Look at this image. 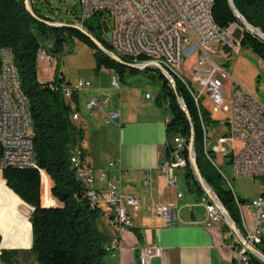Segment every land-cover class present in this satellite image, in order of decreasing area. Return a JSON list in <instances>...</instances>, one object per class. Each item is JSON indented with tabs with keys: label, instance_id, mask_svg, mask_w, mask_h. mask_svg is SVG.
<instances>
[{
	"label": "built area",
	"instance_id": "1",
	"mask_svg": "<svg viewBox=\"0 0 264 264\" xmlns=\"http://www.w3.org/2000/svg\"><path fill=\"white\" fill-rule=\"evenodd\" d=\"M213 3V0H79L80 21L100 15V24L109 34V43L114 54L131 59L134 65L157 64L169 86L175 80L183 85L197 110L203 132L204 155L231 191L239 208L241 229L237 230L240 239L256 249L257 245L264 244V189L248 203L247 209L252 213L247 221L241 213L242 205L232 192L230 180L222 167L230 170V175L234 178L264 179V99L249 93L237 83L220 62L240 54L241 41H236L233 34L238 30L243 32V29L234 23L225 29L219 28L212 18ZM35 58L37 64L44 67L45 82H52L56 58L40 47ZM10 70H13V62L9 50L0 49V173L8 167H35L30 119L24 117V106L19 93L14 92ZM117 84V80L113 79L112 85L117 87ZM90 87L89 81L82 80L74 85H60L66 100L72 92H80ZM228 88H231L229 98ZM7 95H14V102H7ZM149 98L146 94L145 99ZM205 100L212 104L211 112L203 108ZM100 104L106 105L107 100L98 102L92 99L87 107L89 110H101ZM205 113L210 119L213 113L225 117L223 126L227 133L216 136L218 146L213 149H210L211 137L203 122ZM117 118V113L110 114L106 122ZM77 119L78 114L74 112L71 121L74 123ZM219 127L217 124V133L221 130ZM225 143L231 145V150L222 148ZM236 143L240 145L237 153L234 152ZM185 148L188 151L183 138H173L169 154L161 160L159 170L167 173L170 169H186L187 161L183 154ZM70 163L85 189V197L90 206L110 214L108 224L118 233L131 228L132 223L125 206L137 210L139 200L122 195L119 187L103 170L87 166L82 149H74ZM112 166L110 163L109 167ZM47 179L42 172L41 202L43 207L49 208L55 206V202L50 195L51 188L49 189ZM167 183L174 186L175 181ZM143 185L149 186V180L143 182ZM212 196L213 200L205 195L198 201L204 208L203 224L206 227L219 224L227 226L215 205L219 200L215 194ZM177 198L181 199L182 194H177ZM155 213L168 227L177 221L178 209L174 207L156 206ZM231 234L233 235L232 232ZM117 248L118 238H112L108 249L111 251ZM232 248L235 264H250L251 253L234 235ZM160 255L161 249L157 246L138 248L140 264H149Z\"/></svg>",
	"mask_w": 264,
	"mask_h": 264
},
{
	"label": "trees",
	"instance_id": "2",
	"mask_svg": "<svg viewBox=\"0 0 264 264\" xmlns=\"http://www.w3.org/2000/svg\"><path fill=\"white\" fill-rule=\"evenodd\" d=\"M29 1L36 18L27 12L24 0H0V49L10 50L13 68L19 79V89L27 101L33 133L35 167L4 168L0 179L5 187L16 196L13 201L16 216H23L27 206L32 209L28 217L32 233L31 249L28 252L33 256L36 264H104L105 257L110 250L108 249L109 243H106V239L96 225L102 212L90 206L85 197V189L70 163L74 149H82L83 133L71 121V115L77 111L78 95L77 92H72L68 100L64 98L60 88L64 82L57 68H55L52 82L40 81L35 53L40 47L58 59L57 55L62 53L67 43L78 40L95 50L97 71L102 68L111 70L116 74L117 79L122 80L126 73L132 74L136 69L128 68L110 59L80 31L72 27L50 26L48 23H63V21L43 14L32 0ZM213 1L212 18L219 28L225 29L233 23L241 27L227 0ZM232 1L248 24L264 34V0ZM100 20L101 16L97 14L89 20H84L80 25L105 49L112 52L109 34L101 26ZM66 24L72 23L66 22ZM241 47L249 49L264 61V42L248 31L243 30L242 32ZM120 58L125 63H133L131 59ZM140 60L145 61L146 59ZM155 71L160 81L155 104L159 108L165 106L169 113L165 128V156H168L170 143L177 136L183 138L188 146L192 130L196 162L201 177L227 210L237 228L241 229L240 211L233 195L204 155L203 132L192 98L177 80H175L176 92H173L167 80L158 70ZM177 97L183 100L191 122L187 120L180 108ZM210 120L207 113L203 114L204 124ZM183 154L187 161L184 176L188 191L194 194L199 201L205 197V194L193 175L188 161L187 148L183 150ZM210 154L213 156L211 152ZM42 172L51 183L50 195L55 202L53 207H43L41 202ZM238 199L241 205L245 204V200ZM14 245L8 240L3 243L4 247ZM262 245H257L256 249L264 255ZM0 251L1 264H14L16 256L26 252L24 250ZM249 256L250 264H264L253 255L249 254Z\"/></svg>",
	"mask_w": 264,
	"mask_h": 264
},
{
	"label": "crops",
	"instance_id": "3",
	"mask_svg": "<svg viewBox=\"0 0 264 264\" xmlns=\"http://www.w3.org/2000/svg\"><path fill=\"white\" fill-rule=\"evenodd\" d=\"M58 64L56 59L57 69ZM37 74L45 82L42 64L38 65ZM61 79L70 85L80 80L91 83L90 88L77 92L78 119L74 122L83 133L84 163L103 170L122 195L139 200L137 210L125 206L132 227L124 232L118 233L108 224V213L102 212L97 219V228L107 244L112 238H118V248L108 252L104 264H140L138 248L143 246L161 249L160 257L149 264H235L233 235L224 224L204 226V208L188 191L185 169H170L167 173L159 170L165 156L168 116L156 106L152 96L145 99L148 93L143 96L138 88L119 84L114 87L112 80L118 83L116 74L103 68L97 75L79 78L73 83L63 73ZM92 99L107 100V104H100L101 110H89L87 106ZM113 113L118 118L106 122ZM181 177L185 180V190L180 184ZM146 180L149 186L143 185ZM168 181H175L174 186H169ZM179 193L181 199L177 198ZM156 206L178 209L173 226H166L156 215Z\"/></svg>",
	"mask_w": 264,
	"mask_h": 264
},
{
	"label": "rangeland",
	"instance_id": "4",
	"mask_svg": "<svg viewBox=\"0 0 264 264\" xmlns=\"http://www.w3.org/2000/svg\"><path fill=\"white\" fill-rule=\"evenodd\" d=\"M32 2L43 14L51 15L57 20H62L65 24L68 22L72 23L70 24L71 26L81 27V21L79 19V0H32ZM94 53L95 50L78 40L67 43L63 47L62 53L57 55L59 60V72L63 73L66 79L70 80L71 83L79 78L86 79L87 77L97 75L99 70H96V58ZM220 62L237 83L244 87L249 93L260 99H264V61L260 60L249 49L242 48L240 54L232 56L227 61L220 60ZM184 74L186 75V73ZM118 84L120 87L127 86L138 88L142 91L143 96L145 93H148L155 102L159 92L160 81L158 80V73L153 68L149 67L146 70L136 69L132 74L126 73L122 80L118 79ZM230 91L231 88H228L227 98H229ZM203 108L211 112L212 104L208 100H205ZM162 111L167 116L169 115L165 106L162 107ZM224 120V115L213 113L211 120L205 122L208 134L211 137V139H209L210 149H213L214 146H218L216 136L227 133L226 128L223 126ZM217 124H219V128H221L218 133L216 132ZM234 147V152L237 153L240 149V145L236 143ZM222 148L229 151L231 150V145L225 143L222 145ZM222 169L230 180L232 192L238 198L245 200V204L241 206V213L248 221L252 213L247 209L248 203L262 192L264 189V179L248 177L234 178L230 175V170L224 167H222ZM47 181L50 189L51 183L48 179ZM180 184L182 189L185 190V180L183 177L180 179ZM3 185L4 183L0 179V250H9L12 248L24 249L26 252L18 254L14 264H36L33 256L26 250L31 246V227L28 221L31 208L27 206L24 209L25 213H23V216H16L14 212L15 209H13V201L16 199V196ZM5 240L15 245L4 247L3 243ZM262 246L264 247V244Z\"/></svg>",
	"mask_w": 264,
	"mask_h": 264
},
{
	"label": "water",
	"instance_id": "5",
	"mask_svg": "<svg viewBox=\"0 0 264 264\" xmlns=\"http://www.w3.org/2000/svg\"><path fill=\"white\" fill-rule=\"evenodd\" d=\"M230 9L232 10L233 14L235 15V17L238 19V21L240 22L241 28L245 31H248L249 33L253 34L256 38H258L259 40H261L262 42H264V34L257 28H253L250 24H248V22L246 21V19L238 12V10L235 8L233 1L232 0H227ZM24 4H25V8L27 10V12L33 17L36 18L30 1L29 0H24ZM50 26L52 27H72L78 31H80L82 34H84L85 36H87L93 43V45L100 50L103 54H105L106 56H108L110 59H112L113 61L123 64L128 68L131 69H139V70H145L146 68H154L156 70H158L160 72V74L164 77L163 71L160 68L159 65L157 64H153V63H147V64H143V65H134V64H129V63H125L122 61V59L117 56L116 54H114L111 51H108L107 49H105L103 47V45L94 37H92L90 34H88L85 30H83L81 27L78 26H71V25H67L65 23H48ZM233 37L236 41H241L242 38V32L241 30H238L235 34H233ZM170 87L173 90V92H176L175 90V83L173 81L170 82ZM177 102L180 106V108L183 110V112L186 115V118L189 122H191L190 116L188 114V111L186 109V107L184 106L183 101L177 97ZM194 133L191 130V135H190V139H189V143H188V161L190 164V167L193 171V175L195 176L196 181L198 182L199 186L201 187L202 191L204 192V194L213 200V194L214 192L212 191V189L210 188V186L206 183V181L201 177V174L199 172L198 166H197V162H196V154H195V150H194ZM19 199V198H18ZM22 203H24L21 199H19ZM25 204V203H24ZM26 205V204H25ZM216 208L217 210L221 213V215L223 216V218L225 219L227 226L229 228V230L233 233V235L238 238L240 240V242L246 246L247 250L257 256L263 263H264V255L261 254V252H259L257 249H255L254 247L250 246L249 244L245 243L244 241H242L240 239V236L238 234V230H237V226L235 225V223L233 222V220L230 218L227 210L223 207V205L220 202H217L216 204ZM27 206V205H26ZM32 211V209H31ZM31 226V225H30ZM31 244H32V233H31ZM31 246L26 249V250H30ZM6 250V249H4ZM9 250H24V249H16V248H12Z\"/></svg>",
	"mask_w": 264,
	"mask_h": 264
},
{
	"label": "bare ground",
	"instance_id": "6",
	"mask_svg": "<svg viewBox=\"0 0 264 264\" xmlns=\"http://www.w3.org/2000/svg\"><path fill=\"white\" fill-rule=\"evenodd\" d=\"M9 55H11V57H12V54H11L10 50H9ZM10 78H13L14 92L19 93L21 103H23V106H24V117H27V118L30 119V116H29V113H28V108H27V101L25 100V98L23 97V95L20 92L19 79H18V77H17V75H16V73L14 71V68H13V70H10ZM7 102H14V95H7ZM30 124H31V120H30ZM31 132H32V127H31Z\"/></svg>",
	"mask_w": 264,
	"mask_h": 264
}]
</instances>
